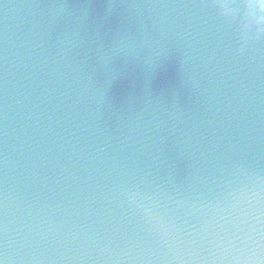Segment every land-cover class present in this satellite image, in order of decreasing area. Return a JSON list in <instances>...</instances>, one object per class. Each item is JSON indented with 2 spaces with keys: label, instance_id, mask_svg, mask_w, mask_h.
Masks as SVG:
<instances>
[{
  "label": "water",
  "instance_id": "95a60500",
  "mask_svg": "<svg viewBox=\"0 0 264 264\" xmlns=\"http://www.w3.org/2000/svg\"><path fill=\"white\" fill-rule=\"evenodd\" d=\"M34 2H0V227L7 212L10 231L28 226L37 239L87 225L155 248L152 226L119 195L143 180L170 235L202 243L196 233L226 214L214 206L242 184L237 163L264 174V42L237 55L236 34L212 9L154 10L175 20L183 102L176 111L152 102L142 119L113 123L79 47L46 10L24 7Z\"/></svg>",
  "mask_w": 264,
  "mask_h": 264
},
{
  "label": "clouds",
  "instance_id": "9594fccd",
  "mask_svg": "<svg viewBox=\"0 0 264 264\" xmlns=\"http://www.w3.org/2000/svg\"><path fill=\"white\" fill-rule=\"evenodd\" d=\"M24 7L46 10L61 34L79 47L82 66L97 85L113 123L125 114H131L129 119H142L152 102L173 111L183 102L179 60L168 38L175 20L167 11L157 16L154 10L212 9L236 34L237 55L264 42V0H210L207 4L37 0ZM160 156L168 160L164 150ZM236 168L243 176L241 186L222 206H214L226 214L213 217L206 236L196 233L202 243L195 247L190 239L170 235L173 226L145 203L150 197L142 190L141 180L131 187L121 186L119 195L152 226L159 238L157 247L116 243L87 225L65 226L54 242L37 239L28 226L20 233L10 231L5 212L0 227V264H264V174L242 161Z\"/></svg>",
  "mask_w": 264,
  "mask_h": 264
}]
</instances>
